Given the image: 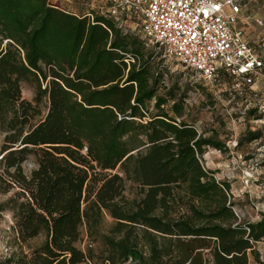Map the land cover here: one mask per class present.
<instances>
[{
  "label": "trees",
  "instance_id": "obj_1",
  "mask_svg": "<svg viewBox=\"0 0 264 264\" xmlns=\"http://www.w3.org/2000/svg\"><path fill=\"white\" fill-rule=\"evenodd\" d=\"M120 21L0 0V212L17 242L0 264H264V214L240 221L200 162L225 145L170 115L160 50Z\"/></svg>",
  "mask_w": 264,
  "mask_h": 264
},
{
  "label": "rangeland",
  "instance_id": "obj_2",
  "mask_svg": "<svg viewBox=\"0 0 264 264\" xmlns=\"http://www.w3.org/2000/svg\"><path fill=\"white\" fill-rule=\"evenodd\" d=\"M90 1L50 0L63 10L76 14L78 11L90 12L84 7ZM123 27L138 32L146 49L156 50V46L141 35L139 22H127ZM157 58L162 59L156 71L162 75L160 93L168 101L167 111L171 116L193 125L205 137L215 134L225 145L226 149L222 151L206 148L200 162L218 182L228 183L233 210L240 221L257 222L264 214V73L257 76L251 86L237 87L234 78L225 73H218L212 84H206L194 71L173 58L164 57L161 51H158ZM34 95L32 84H22L25 99L31 100ZM173 103L182 105V116L179 118L170 110ZM252 109L254 112L251 114L249 111ZM248 131H260L262 136L236 147L239 139ZM32 167V162L28 161L23 165V170L27 172ZM8 196L0 195V203ZM110 223L111 219L106 217L105 226ZM12 225L11 214L0 212V258L17 248ZM41 242L42 238H37L30 241L28 246H37ZM85 244L86 238L80 247L83 248ZM256 250L264 260V240L256 244Z\"/></svg>",
  "mask_w": 264,
  "mask_h": 264
},
{
  "label": "built area",
  "instance_id": "obj_3",
  "mask_svg": "<svg viewBox=\"0 0 264 264\" xmlns=\"http://www.w3.org/2000/svg\"><path fill=\"white\" fill-rule=\"evenodd\" d=\"M102 1L110 5L108 15L136 19L145 40L164 57L194 71L206 84H212L218 73H225L234 78L237 87H245L261 75L264 57L232 27L226 12L229 8L238 13L233 0Z\"/></svg>",
  "mask_w": 264,
  "mask_h": 264
},
{
  "label": "crops",
  "instance_id": "obj_4",
  "mask_svg": "<svg viewBox=\"0 0 264 264\" xmlns=\"http://www.w3.org/2000/svg\"><path fill=\"white\" fill-rule=\"evenodd\" d=\"M225 1V0H218ZM239 7L237 14L231 12L229 8H226V12L231 16L232 27L243 33L245 38L252 44L255 50L264 57V0H233ZM82 7V5L80 6ZM87 11L90 12H79L73 13L77 16H84L89 13L107 15V10L110 5L102 0H91L84 6ZM72 13V12H71ZM120 21L123 26L125 23L135 24L138 21L134 18H129L127 16L120 17ZM260 21L261 24H257ZM140 31V27H139ZM141 33V31H140Z\"/></svg>",
  "mask_w": 264,
  "mask_h": 264
}]
</instances>
